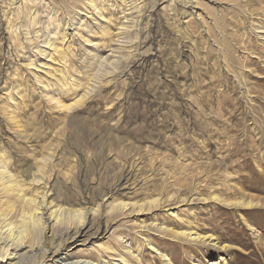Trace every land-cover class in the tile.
<instances>
[{"label":"rangeland","instance_id":"rangeland-1","mask_svg":"<svg viewBox=\"0 0 264 264\" xmlns=\"http://www.w3.org/2000/svg\"><path fill=\"white\" fill-rule=\"evenodd\" d=\"M0 160L46 254L264 264V0H0Z\"/></svg>","mask_w":264,"mask_h":264},{"label":"bare ground","instance_id":"bare-ground-1","mask_svg":"<svg viewBox=\"0 0 264 264\" xmlns=\"http://www.w3.org/2000/svg\"><path fill=\"white\" fill-rule=\"evenodd\" d=\"M3 164L0 160V264H99L101 260L105 264H127V256L114 255L116 251L107 244L98 246L99 252H94L93 258L89 256L91 259H70L65 251L69 246L65 245V240L55 246L53 253L46 254L43 245L48 242L44 238L42 245L38 239L42 233L57 229L67 234L83 226L86 216L83 211L46 207L43 205L45 194L39 198V203L36 202L38 197L27 198L23 193L25 187L6 173ZM9 197H15L17 202L12 203ZM42 212L46 213L47 222L43 221Z\"/></svg>","mask_w":264,"mask_h":264}]
</instances>
